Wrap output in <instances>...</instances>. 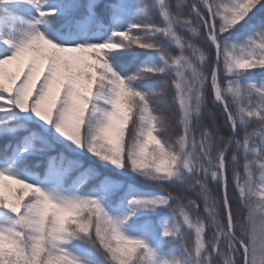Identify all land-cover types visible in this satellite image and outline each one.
Returning a JSON list of instances; mask_svg holds the SVG:
<instances>
[{"label": "snow or ice", "instance_id": "snow-or-ice-1", "mask_svg": "<svg viewBox=\"0 0 264 264\" xmlns=\"http://www.w3.org/2000/svg\"><path fill=\"white\" fill-rule=\"evenodd\" d=\"M0 138V264H264V0H0Z\"/></svg>", "mask_w": 264, "mask_h": 264}, {"label": "trees", "instance_id": "trees-1", "mask_svg": "<svg viewBox=\"0 0 264 264\" xmlns=\"http://www.w3.org/2000/svg\"><path fill=\"white\" fill-rule=\"evenodd\" d=\"M257 78H259V77H257ZM171 98V94H169V99ZM172 107H173V109H175V107H176V105L175 104H173L172 105ZM5 142H7V138H0V146H2ZM229 177H230V186H231V172H229ZM138 183H143L142 181H137Z\"/></svg>", "mask_w": 264, "mask_h": 264}]
</instances>
